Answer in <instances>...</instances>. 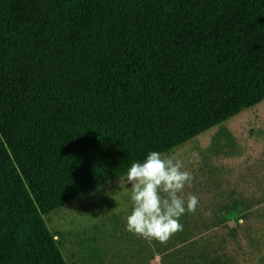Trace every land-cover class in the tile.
<instances>
[{"label":"trees","instance_id":"16d2710c","mask_svg":"<svg viewBox=\"0 0 264 264\" xmlns=\"http://www.w3.org/2000/svg\"><path fill=\"white\" fill-rule=\"evenodd\" d=\"M262 100L264 0H0V264H67L45 216ZM179 222L163 264H234Z\"/></svg>","mask_w":264,"mask_h":264},{"label":"rangeland","instance_id":"374dc122","mask_svg":"<svg viewBox=\"0 0 264 264\" xmlns=\"http://www.w3.org/2000/svg\"><path fill=\"white\" fill-rule=\"evenodd\" d=\"M163 156L181 160L193 177L181 193L199 201L187 212L200 224L192 232L224 237L234 264H264V202L256 203L264 196V100ZM118 181L45 216L67 264H163L151 240L126 230L131 185ZM242 199L251 202L248 209Z\"/></svg>","mask_w":264,"mask_h":264},{"label":"clouds","instance_id":"9594fccd","mask_svg":"<svg viewBox=\"0 0 264 264\" xmlns=\"http://www.w3.org/2000/svg\"><path fill=\"white\" fill-rule=\"evenodd\" d=\"M183 162L159 151H151L143 161H134L119 178L121 187L130 184L132 210L126 217V230L147 240L166 243L183 230L179 218L195 212L198 198L181 195L185 185L191 187L193 177L182 170ZM115 199V198H114Z\"/></svg>","mask_w":264,"mask_h":264}]
</instances>
